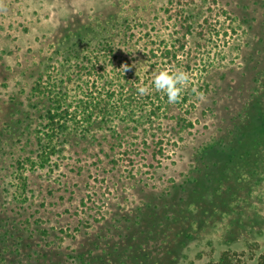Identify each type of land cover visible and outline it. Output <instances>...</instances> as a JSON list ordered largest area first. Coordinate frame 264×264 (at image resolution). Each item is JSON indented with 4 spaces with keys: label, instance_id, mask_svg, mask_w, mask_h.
Masks as SVG:
<instances>
[{
    "label": "rangeland",
    "instance_id": "obj_1",
    "mask_svg": "<svg viewBox=\"0 0 264 264\" xmlns=\"http://www.w3.org/2000/svg\"><path fill=\"white\" fill-rule=\"evenodd\" d=\"M162 69L188 77L174 104ZM255 250L264 0H0V264Z\"/></svg>",
    "mask_w": 264,
    "mask_h": 264
},
{
    "label": "clouds",
    "instance_id": "obj_2",
    "mask_svg": "<svg viewBox=\"0 0 264 264\" xmlns=\"http://www.w3.org/2000/svg\"><path fill=\"white\" fill-rule=\"evenodd\" d=\"M127 70V66H123V71ZM188 77L186 73L180 69L171 71L162 69L152 73V86L155 90L162 92L167 97L170 104L176 103L181 95L183 86L186 85ZM149 89L139 86L137 92L143 96L148 93Z\"/></svg>",
    "mask_w": 264,
    "mask_h": 264
},
{
    "label": "trees",
    "instance_id": "obj_3",
    "mask_svg": "<svg viewBox=\"0 0 264 264\" xmlns=\"http://www.w3.org/2000/svg\"><path fill=\"white\" fill-rule=\"evenodd\" d=\"M254 252H250L248 255L224 252L216 261L207 264H264V250L258 254H256V250Z\"/></svg>",
    "mask_w": 264,
    "mask_h": 264
}]
</instances>
